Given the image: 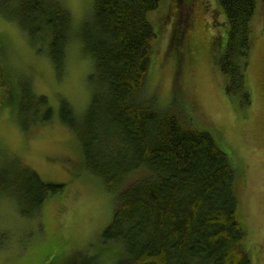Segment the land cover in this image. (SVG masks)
Instances as JSON below:
<instances>
[{
    "label": "trees",
    "instance_id": "trees-1",
    "mask_svg": "<svg viewBox=\"0 0 264 264\" xmlns=\"http://www.w3.org/2000/svg\"><path fill=\"white\" fill-rule=\"evenodd\" d=\"M180 1L187 3L186 12ZM215 2L225 20L223 46L215 41L223 88L228 96L246 101L257 0ZM163 3L91 0L90 11L76 30L62 0H0V13L40 46L58 76L70 38L78 40L92 60L85 111L78 115L60 99L57 117L78 141L86 170L114 192L113 208L100 233L99 250L72 255L63 263L60 255L47 264H101V249L109 244L118 246L113 264H252L229 155L216 134L194 123L180 97L172 98L173 85L165 105L148 94L146 76L171 13L175 16L168 50L180 59L188 54L189 37L207 25L199 14V9H206L202 0H171L162 10ZM2 72L0 86L8 88H1L0 107L12 106L24 129L27 122L50 121L54 112L46 97L25 86L14 90L7 84V72ZM62 187L44 182L17 160L0 168V194L15 195L24 217L35 214Z\"/></svg>",
    "mask_w": 264,
    "mask_h": 264
},
{
    "label": "rangeland",
    "instance_id": "rangeland-1",
    "mask_svg": "<svg viewBox=\"0 0 264 264\" xmlns=\"http://www.w3.org/2000/svg\"><path fill=\"white\" fill-rule=\"evenodd\" d=\"M170 1L164 0L162 10ZM202 1L206 9H199V14L207 25H200L195 36L189 37L192 42L184 59L168 50L174 13L162 24L145 84L160 105L170 100L173 85L172 98L180 97L194 123L216 134L235 171L239 220L246 229L245 249L252 264H264V0H257L253 22L246 101L224 91L215 50L225 41V20L215 0ZM62 2L77 30L90 11L91 0ZM179 6L186 12L181 1ZM183 39L189 42L188 37ZM33 44L17 23L0 13V70L7 72V84L14 90L25 86L33 94L44 95L54 112L50 121L27 122L24 129L12 106L0 107V168L17 160L44 182L63 187L49 195L30 217L19 214L15 195L0 194V264H47L60 255L63 263L72 255L95 253L101 248L100 233L110 220L114 203V192L86 170L78 141L57 117L60 99L68 101L78 115L85 111L91 95L90 56L78 40L70 38L63 73L58 76L48 55ZM103 249L101 264H113L118 246L109 244Z\"/></svg>",
    "mask_w": 264,
    "mask_h": 264
},
{
    "label": "flooded vegetation",
    "instance_id": "flooded-vegetation-1",
    "mask_svg": "<svg viewBox=\"0 0 264 264\" xmlns=\"http://www.w3.org/2000/svg\"><path fill=\"white\" fill-rule=\"evenodd\" d=\"M183 4H187V3H185L184 1H181Z\"/></svg>",
    "mask_w": 264,
    "mask_h": 264
}]
</instances>
